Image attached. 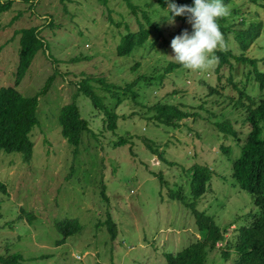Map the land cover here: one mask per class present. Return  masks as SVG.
<instances>
[{
    "label": "rangeland",
    "instance_id": "374dc122",
    "mask_svg": "<svg viewBox=\"0 0 264 264\" xmlns=\"http://www.w3.org/2000/svg\"><path fill=\"white\" fill-rule=\"evenodd\" d=\"M107 1L14 0L0 16V88L15 85L20 31L33 26L40 27L52 55L39 52L16 88L31 96L55 75L40 98L31 161L22 153L0 150V180L7 187L6 193L0 191V253L21 254L20 264H168L167 253L177 254L200 239L190 206L195 198L189 169L201 163L213 174L206 193L197 199L198 212L211 215L227 230L210 262L234 264V253L229 259L224 256L227 241L234 242L239 226L250 224L258 207L233 175L241 148L233 137L221 134L218 123L230 119L244 131L243 138L247 135L245 108L236 104L239 89L234 92L231 85H247L260 94L254 81L246 82L250 67L228 65L220 79L213 69L217 60L205 71L180 67L166 72L174 61L172 39L192 27L171 23L168 7L160 0H132L150 11L158 28L144 46L120 56L117 49L126 24L138 30V22L124 0ZM224 4L230 11L227 25L239 27L243 17L244 28L262 24L248 54L258 58V68L264 70V0ZM224 42L223 49L240 53L234 34ZM152 76L156 78H148ZM88 77L131 86L138 103L128 97L115 107L119 125L112 132L103 130L104 114L80 92L77 102L92 131L76 148L62 134L60 113ZM91 82L101 87L97 80ZM155 104L176 105L190 116L178 127L167 126L150 119L155 111L148 110ZM119 136L130 142L115 146ZM224 144L231 157L222 151ZM109 216L116 226L115 239L108 229ZM67 221H75L81 230L66 237L62 228ZM80 255L82 260L77 259Z\"/></svg>",
    "mask_w": 264,
    "mask_h": 264
},
{
    "label": "trees",
    "instance_id": "16d2710c",
    "mask_svg": "<svg viewBox=\"0 0 264 264\" xmlns=\"http://www.w3.org/2000/svg\"><path fill=\"white\" fill-rule=\"evenodd\" d=\"M101 1L105 4L108 2L107 0ZM124 1L136 18L139 28L138 30H132L129 24H126L127 32L121 36L117 49L120 56L129 55L135 48L144 46L150 39L151 33H153L155 28H158L155 27L151 20L150 11L142 9L132 0ZM225 1L223 0V3ZM251 1L257 2L258 0ZM13 2L14 0H0V16L12 8ZM160 2L164 8L168 7V0H160ZM171 3H175L178 6H191L193 0H172ZM228 18L225 17L218 21L220 31L224 37L234 34L240 53L234 52L231 48L218 49L215 52V56L218 57L217 65L213 69H215V73L220 74L228 65L233 67L236 63H241L249 66V71L245 72L246 82L254 81L257 84L254 89H257L260 94H253L246 88L247 85L239 87L238 83H234L232 79H229L230 82H233L231 85L232 90L236 92L235 89H239V99H237L236 104L238 103L237 105H242L245 108L246 116L242 124L246 123L249 126V130L243 138L244 131L236 129L231 121L218 123L221 134L233 137L236 140L235 143L241 148L239 156L234 159L233 175L240 182L241 187L251 192L258 207V212L254 215L251 223L239 226L238 235L235 236L234 242L227 241L224 256L229 259L234 253V264H264V70L258 68L259 59L248 54L252 45L261 36L262 24L254 22L244 28L245 18L243 17L240 23L241 26L235 28L233 24L227 25L229 22ZM175 20L185 23L188 22V17L187 15L177 16ZM20 33L21 46L15 85L0 88V150L9 153H22L25 161L29 163L34 154L35 144L31 134L39 122L38 108L40 98L48 93L55 75L50 76L44 87L31 96H25L16 88L28 73L33 60L39 52L43 51L49 57L52 55L48 52V46L39 26L22 29ZM180 67L179 64L172 61L165 71L177 70ZM148 78L153 79L156 76ZM220 78L221 74L219 75ZM92 80H97L98 83H101V87L94 86L91 82ZM80 92L89 97L95 108L104 114L103 130L112 132L117 130L119 125L115 107L128 97L133 98L136 104L138 103L135 98L137 95L129 85L121 87L107 83L104 79H93L92 77L83 79L74 99L64 105L60 113L62 134L68 143L76 148L80 146L83 135L92 131L89 121L82 116L77 102ZM107 99L109 100L108 102H106ZM148 111H155L154 116L150 118L151 120L156 119L171 127H178L177 124H181L180 120L190 116L176 105L155 104L149 107ZM93 134L95 133L93 132ZM128 138L119 136L114 145L122 146L128 144L130 142ZM224 149L231 157V151L228 147L226 146ZM155 152L161 154L156 149H154ZM189 170L192 174L191 188L195 198L194 202L190 203V206L196 214L200 239L190 243L177 254L167 253L166 259L168 264H211V254L217 248L218 242L225 240L227 230L218 225L214 217L205 214V212H198L197 209V199L206 193L209 181L212 179V169L206 164L196 163ZM161 178L164 177L161 175ZM0 191L7 192V187L1 180ZM104 192L103 190L102 194ZM173 196L176 197V193H173ZM105 197L107 196L105 195ZM107 223L108 229L113 239H115L117 230L110 216ZM225 227L229 228L230 226ZM80 230L81 226L75 221L65 222L62 228L66 237ZM21 258L22 256L19 253H15L10 257L0 253V262L2 264H20Z\"/></svg>",
    "mask_w": 264,
    "mask_h": 264
},
{
    "label": "clouds",
    "instance_id": "9594fccd",
    "mask_svg": "<svg viewBox=\"0 0 264 264\" xmlns=\"http://www.w3.org/2000/svg\"><path fill=\"white\" fill-rule=\"evenodd\" d=\"M166 10L171 23H175V17L187 15L192 27L191 32L184 30L172 39L170 47L174 61L192 72L205 71L213 66L218 59L215 52L225 46L218 21L230 14L223 0H193L191 6L169 3ZM226 146L229 145L224 144L222 151L225 152ZM77 259L83 257L80 255Z\"/></svg>",
    "mask_w": 264,
    "mask_h": 264
}]
</instances>
